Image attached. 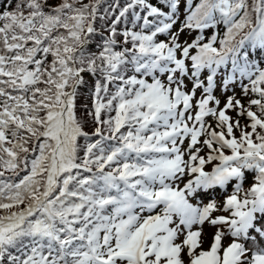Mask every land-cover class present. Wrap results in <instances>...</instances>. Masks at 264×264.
I'll return each instance as SVG.
<instances>
[{
  "label": "snow or ice",
  "instance_id": "obj_1",
  "mask_svg": "<svg viewBox=\"0 0 264 264\" xmlns=\"http://www.w3.org/2000/svg\"><path fill=\"white\" fill-rule=\"evenodd\" d=\"M101 3L0 0V264H264V0Z\"/></svg>",
  "mask_w": 264,
  "mask_h": 264
},
{
  "label": "trees",
  "instance_id": "obj_2",
  "mask_svg": "<svg viewBox=\"0 0 264 264\" xmlns=\"http://www.w3.org/2000/svg\"><path fill=\"white\" fill-rule=\"evenodd\" d=\"M85 2H88V0H85ZM103 9H104V6H101V7L98 8V19L96 21V24L100 21L99 17L103 16Z\"/></svg>",
  "mask_w": 264,
  "mask_h": 264
},
{
  "label": "rangeland",
  "instance_id": "obj_3",
  "mask_svg": "<svg viewBox=\"0 0 264 264\" xmlns=\"http://www.w3.org/2000/svg\"><path fill=\"white\" fill-rule=\"evenodd\" d=\"M226 104V103H225ZM229 112L231 113V110L229 109Z\"/></svg>",
  "mask_w": 264,
  "mask_h": 264
}]
</instances>
